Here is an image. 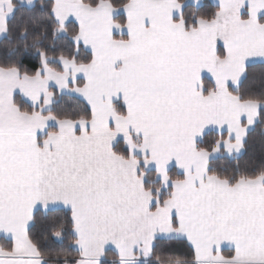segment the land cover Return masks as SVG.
<instances>
[{"label": "snow or ice", "instance_id": "1", "mask_svg": "<svg viewBox=\"0 0 264 264\" xmlns=\"http://www.w3.org/2000/svg\"><path fill=\"white\" fill-rule=\"evenodd\" d=\"M204 6L0 0V264H264V0Z\"/></svg>", "mask_w": 264, "mask_h": 264}, {"label": "trees", "instance_id": "2", "mask_svg": "<svg viewBox=\"0 0 264 264\" xmlns=\"http://www.w3.org/2000/svg\"><path fill=\"white\" fill-rule=\"evenodd\" d=\"M202 2L205 6L200 9L201 13H210V12L215 11V7L210 2V0H203ZM186 11L191 12L192 9L187 8ZM72 26L73 25H69V27H72ZM17 100H18V102H20L22 104V106L24 108L28 107V105L25 104L21 98L17 97ZM80 107H81L80 99L72 97V96H64L60 102V105L57 107L56 110L60 111V112H72V111H78L80 109ZM216 136H218V135L215 133H211L208 137H206V140H211L213 137H216ZM254 141H257V146L255 149L252 147ZM248 143H249L248 150L245 151L240 156V159H239V163H240L241 167H243L246 162H248L249 160H252V159H254L257 164H259L261 162V160H264V154H262L259 150L258 138L255 136V134H250ZM236 163L237 162L234 160H230L226 157H221V158L216 160L215 166L218 168L227 169L230 171L235 167ZM175 172L176 171L173 170V174H175ZM7 243H8L7 241L0 239V246H6ZM53 246L57 247V248L61 247L59 242H56ZM158 254L161 255L162 259H168L170 257H174L175 255H179L181 257H186L187 256V249L175 247V248L169 249L167 251L161 252L160 247L158 245ZM224 254L228 255L229 252H224ZM75 255L76 254L73 253V256H75ZM113 256H114V254L112 252H108L106 255V259L108 261H111L113 259Z\"/></svg>", "mask_w": 264, "mask_h": 264}, {"label": "crops", "instance_id": "3", "mask_svg": "<svg viewBox=\"0 0 264 264\" xmlns=\"http://www.w3.org/2000/svg\"><path fill=\"white\" fill-rule=\"evenodd\" d=\"M203 1V0H202ZM210 2L213 4V5H215V3H216V0H210ZM17 97H19V96H17ZM72 97H75V96H72ZM20 98V97H19ZM75 98H77V97H75ZM79 99V98H78ZM215 134H217V135H219V133L218 132H214ZM227 135V133L225 132V136ZM173 170H175V171H177L175 168H173ZM0 239H3V240H5V241H7L3 236H0ZM109 252H112V251H109ZM224 252H229V250L227 249V247H225V249H224ZM113 253V252H112ZM114 254V253H113Z\"/></svg>", "mask_w": 264, "mask_h": 264}]
</instances>
